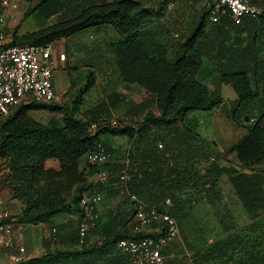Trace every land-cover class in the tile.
Returning <instances> with one entry per match:
<instances>
[{
    "label": "trees",
    "instance_id": "16d2710c",
    "mask_svg": "<svg viewBox=\"0 0 264 264\" xmlns=\"http://www.w3.org/2000/svg\"><path fill=\"white\" fill-rule=\"evenodd\" d=\"M49 1L40 0L35 9ZM72 1L79 8L77 15L23 36L14 33L11 44L50 45L86 31L100 32L109 26L116 34L109 47L119 80L125 85H137L149 100L145 98L138 105L128 106L115 93L82 113V97L72 106L54 104V101L29 102L0 118V159L7 171L1 181L10 190L11 198L24 208L17 217L18 222L46 224L70 211L66 198L73 190H81L88 172L95 168L97 172L106 170L101 168L105 164H87L86 172L80 170V162L97 150L99 144L111 156L110 146L102 143L101 138L108 136L130 141L138 137L136 147L128 150L126 163L113 166L116 180L125 168L128 193L147 206L169 214L179 223L180 231L187 209L196 205V197L219 195L222 177H226L254 225L264 216V0H250L260 10V16L244 19L240 25H233L226 16L216 24L209 23V7H203L188 30L178 34L170 45L155 37L151 30L155 24L153 14L136 0ZM163 4L168 6V0ZM54 5L57 13L60 2L54 0ZM207 23L211 26L206 32ZM204 59L214 64L210 71L211 88L200 79ZM82 81L86 94L95 85L93 69L86 70ZM222 85L229 86L236 95L230 110L234 124L245 122L253 110L258 115L246 127V133L224 151L235 157V163L229 166L218 164L221 152L216 150L214 141L200 136L199 122L193 115L222 105ZM31 111L63 112V118H50L47 123H41L29 115ZM120 113L128 119L122 121L115 117L116 124L105 123ZM49 161H55L58 168L47 167ZM166 199L170 200L169 207L164 205ZM77 211L79 223V208ZM125 221L117 231L106 229L100 246L55 252L23 264H52L62 258L74 259L76 264H129L116 249L119 240L134 237L133 214ZM126 224L130 226L128 229ZM145 235L151 234L142 236ZM183 245L186 251L190 249L184 239ZM235 246L237 238L233 234L232 238L228 236L207 252L196 255V261L206 264L223 260L227 264L231 261L228 253ZM262 259L258 253L248 252L245 260L234 262L259 264ZM168 263L167 259L165 264Z\"/></svg>",
    "mask_w": 264,
    "mask_h": 264
},
{
    "label": "rangeland",
    "instance_id": "374dc122",
    "mask_svg": "<svg viewBox=\"0 0 264 264\" xmlns=\"http://www.w3.org/2000/svg\"><path fill=\"white\" fill-rule=\"evenodd\" d=\"M13 1L16 3L17 8L8 10L5 13L6 26L11 35L14 33L17 36L30 34L52 24L70 19L79 13L78 6L72 0H58L61 8L57 13H54V0L37 9H35V6L40 0ZM193 3V5L187 6L188 2H186L183 4V8L188 10L191 7V11H196V9L200 8V4L197 2ZM181 7L180 5L179 8ZM175 20L174 17L172 19L169 18V20L160 23L158 31H156L157 29L152 31L160 41L165 42L167 45L173 43L178 38L174 35L176 33L180 34L181 29H183V26H179L181 23ZM112 34V30L105 27L101 32L90 30L67 39H61L52 44L54 56L59 53L66 54V61L58 63L53 73L54 104L72 106L77 98L82 97L84 100L81 108L82 113L93 107L96 100L98 102L102 98L104 100V97L101 98L102 89L100 88L95 89L92 95L83 93L85 82L82 81V77L87 69H93L95 82L98 79L105 82L106 77H112V81L109 82H114L115 87L119 86L115 64L109 47V43L114 38ZM262 56L264 57V47ZM205 70L200 79L211 88L210 79L212 72ZM222 90L223 103L221 106L210 112H195L194 117L199 122L198 132L204 138L214 141L216 150L221 152L222 155L218 164L220 166H229L235 163V157L232 154L227 155L224 151L245 134V126L253 124L258 115L257 111L253 110L250 112L247 121L242 122L240 125L234 124L230 111L233 102L229 101L226 94L229 92L235 97V93L230 87L226 86ZM29 115L41 123H47L50 118L58 120L63 118V112L31 111ZM113 116L118 120L126 121L125 116L121 113ZM115 117L108 118L105 123L112 125ZM136 120L139 121L138 119ZM101 138L103 140L102 143L110 146L113 152L111 156H107V163L101 167L105 168L109 174L114 171L112 169L113 166L118 167L126 163L128 150L132 151L138 141V137L132 141L119 137L110 138L106 136ZM87 164H89L87 158L82 159L80 170L88 172ZM96 174L97 168L92 172H88L85 184L80 187L81 190H73L67 196L66 204L71 207V210L55 217L59 220L56 226H52L57 228V241L53 240L50 229H48L50 237H48L49 240H45V243H41L42 251L39 257L55 252L68 253L73 250H80L82 247L92 248L101 245L104 236L101 230L102 227L100 229L95 228V226L91 228L82 245L77 241L78 208L76 209V204H78V200L76 198L79 195L90 196L95 192H101V205L105 207V210L96 224L102 222L103 226H107L105 227L107 230L117 231L120 226L126 223V217L133 214L126 194L122 192L121 185L116 180V172H113L114 176L111 175L110 181L103 187L93 183ZM218 190L219 195L215 198H207L204 195L196 197V205L192 209H187L186 217L181 223L182 243L174 241L168 247L166 252V255L169 256L168 264H202L196 261L197 256L207 252L214 244H219L227 239L228 236L232 238L233 234L237 238V246L228 253L231 261H228L227 264H235L234 261L245 260L248 252L258 253L260 258H263L262 263L259 264H264V256L262 255L264 253V216L252 225L234 196L226 177H222L219 180ZM21 209L23 210L24 208L22 207ZM113 218H115V221H112ZM116 220L119 222H116ZM126 226L127 229L130 227L129 224H126ZM31 230H28L26 234H31ZM183 239L190 246L187 251L183 245ZM27 240L29 239L27 238ZM23 245L28 247L29 243L26 241ZM52 264H76V261L62 258ZM206 264H224V261L214 260Z\"/></svg>",
    "mask_w": 264,
    "mask_h": 264
},
{
    "label": "built area",
    "instance_id": "2783aa9c",
    "mask_svg": "<svg viewBox=\"0 0 264 264\" xmlns=\"http://www.w3.org/2000/svg\"><path fill=\"white\" fill-rule=\"evenodd\" d=\"M174 3H169L168 11H172ZM13 0H0V118L8 116L17 106L23 103L35 102L49 104L55 100L53 73L58 63L66 61V54L56 56L50 45H14L11 44V34L6 29L8 10H15ZM228 17L233 25H240L244 19H257L260 10L251 5L250 0H213L209 5L207 20L216 24L222 17ZM178 37V34H175ZM114 118L112 124H116ZM158 148L162 146L159 144ZM89 164L101 166L107 163V155L99 144L97 150L86 156ZM110 174L100 169L93 180L94 184L105 185ZM128 175L122 169L118 175V182L126 194L129 206L133 210V238L121 239L116 249L127 258L129 264H165L168 247L174 242H180V225L166 212H160L155 207L147 206L136 196L128 193L126 185ZM264 188V184H263ZM102 202V195L93 193L83 195L78 201L79 223L77 227V241L80 245L86 240L89 231L99 220L98 207ZM165 207L171 205L166 199ZM10 214L6 209H0V234L9 236L12 230ZM53 233L55 231L53 230ZM151 234L145 235L143 234ZM23 249L11 258L10 264H23Z\"/></svg>",
    "mask_w": 264,
    "mask_h": 264
},
{
    "label": "crops",
    "instance_id": "0c3cea01",
    "mask_svg": "<svg viewBox=\"0 0 264 264\" xmlns=\"http://www.w3.org/2000/svg\"><path fill=\"white\" fill-rule=\"evenodd\" d=\"M136 1H138L144 8H146L153 14L154 19H155V24L151 28L152 31H155L156 29H157L156 31H158L159 25L161 22L165 20H169V18L172 19L174 17L176 19L175 21H179L181 23V25L179 26L181 27L183 26V29H181V32H180L182 33L185 30H188L191 24L196 20V17L198 13L202 10V8L209 7V3L212 2L213 0H168V3L175 4V7L172 11L167 10V6L163 4L164 0H136ZM186 2H188L187 6L193 5L194 4L193 2H197L198 4H200V8L196 9V11H191V7H190L187 10L186 8H183V4ZM180 5L182 6L181 8H179ZM162 8H163V11L160 12ZM210 26L211 25L207 23V26L205 28L206 32L208 31V29H210ZM105 27H108L112 30L113 32L112 35L114 37L113 40L116 39V34L114 30L109 26H105ZM104 28H102L100 32ZM6 29L9 32V29L7 26H6ZM176 34H179V33H176ZM205 69H207V71H211V69L213 70L214 64L208 61L207 59H204L201 72L205 73L206 71ZM116 77H117V82L119 83L118 87L114 86V82H109V81H112V77H106L105 82H103V80L101 79H98L95 82V85L91 89V91L88 92V95L94 94L93 91L95 89L100 88L102 89L101 98L104 97V99H106L107 96L117 93V94H120L121 99H123V101H125L128 104V106L138 105L142 103L145 100V98L148 99L147 95L140 87H138L137 85L123 84L119 80L117 72H116ZM100 85H103V86H100ZM224 86L229 87L227 85H222L221 91H223L222 89L224 88ZM226 95L228 96L229 101L231 102L236 101V95L235 97H233L229 92ZM102 99L101 101H103ZM101 101L99 100L98 102V100H96L95 101L96 103L94 105L100 103ZM193 115H195V113H193ZM112 117H115V116H112ZM126 119H128V117H126ZM246 127L247 126H245V129ZM200 136L203 137L201 134ZM204 139L211 141L207 138H204ZM46 166L49 168L50 167L55 168V169L58 168V165L55 161L47 162ZM5 172H7L5 169V164L3 160L0 159V209H6L8 211L11 217V224H12V230L9 236L0 234V264H10L11 258L14 255H17L20 249L24 250L23 257L25 261L30 260L32 258L39 257L42 251L41 243L43 242L45 243V240H49L48 237H50V234L48 233V229H50L49 231L51 233V236L53 237V240L57 241L56 240L57 228L52 227V226H56L59 220L58 218H54L52 219V221L46 224H39V225H32V224L18 222L17 217L20 215L22 211L21 209L22 206L15 199L11 198L10 190L6 186L2 185L1 180ZM98 210H99V215L101 218L102 214L104 213L105 207H102V205L100 204L98 207ZM94 226L95 228H98V229L102 227L101 230L103 231V233L106 230L105 227H107L106 225L103 226L102 222L97 223ZM28 230L29 231L31 230V234L30 233L26 234ZM53 230L55 231V235L53 233ZM27 238L29 240H27ZM26 241L29 243L28 247L26 245H23Z\"/></svg>",
    "mask_w": 264,
    "mask_h": 264
},
{
    "label": "water",
    "instance_id": "95a60500",
    "mask_svg": "<svg viewBox=\"0 0 264 264\" xmlns=\"http://www.w3.org/2000/svg\"><path fill=\"white\" fill-rule=\"evenodd\" d=\"M247 120H248V117L246 116V117H245V121H247Z\"/></svg>",
    "mask_w": 264,
    "mask_h": 264
}]
</instances>
